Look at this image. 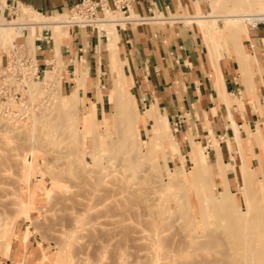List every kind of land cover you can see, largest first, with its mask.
Listing matches in <instances>:
<instances>
[{"label": "rangeland", "instance_id": "374dc122", "mask_svg": "<svg viewBox=\"0 0 264 264\" xmlns=\"http://www.w3.org/2000/svg\"><path fill=\"white\" fill-rule=\"evenodd\" d=\"M210 1L211 13L216 7L227 6L222 19L259 2ZM260 1L258 7L264 4ZM12 11V17L0 15L1 23H23L38 17L33 9L22 6ZM63 14L68 16V11L54 16ZM108 15L117 18L110 11ZM46 16L40 13L39 18ZM209 16L212 19L204 23L217 26V15ZM247 22L242 20L241 25ZM227 25L233 27V23ZM11 29L13 39L25 40L34 50L30 28L18 38L16 28ZM40 30L37 26L38 36ZM48 32L58 35L52 36L57 47L47 61L51 63L40 65V78L30 79L22 88L20 102L11 104L18 118H0V223L6 224L5 236L0 235V259L18 243L22 248L33 246L31 254H35V247L40 249L41 264H264L263 170L251 166L242 150L245 162L236 176L237 184L228 189L226 178L221 189L213 178L217 170L210 165L204 145L198 143L190 152L192 162L180 173L169 167L165 159L169 143L164 139L175 141L173 133L155 106L144 109L130 93L114 41L107 37L112 83L102 88L104 104L107 100L97 112L96 103L86 108L80 102L82 86L76 72L77 87H64L69 79L59 56L64 27L57 25ZM7 40H0V46L12 42ZM38 51L34 54L39 62L43 59ZM113 78L121 82L113 85ZM114 86L125 87L126 96L122 93L119 99L130 100L131 120L122 114L121 106L115 108ZM117 109L118 118H114ZM135 115H143L145 120ZM148 119L152 130L143 133L140 128ZM129 120L133 124L128 125ZM220 166L225 178V169ZM28 182L30 204L26 200ZM75 205L83 213L79 238L72 244L64 230L69 219L77 216ZM245 215L248 222L243 225ZM200 243L207 245L198 247Z\"/></svg>", "mask_w": 264, "mask_h": 264}, {"label": "crops", "instance_id": "0c3cea01", "mask_svg": "<svg viewBox=\"0 0 264 264\" xmlns=\"http://www.w3.org/2000/svg\"><path fill=\"white\" fill-rule=\"evenodd\" d=\"M77 1L0 0V15L8 18L13 8L22 6L54 16ZM256 2L258 7L261 1ZM212 8L210 0H135L131 11L138 19L116 23L117 55L134 99L144 109L155 106L173 133L178 153L165 145L169 167L180 173L192 162L193 144L204 145L217 170L216 185L222 189L227 178L231 189L245 162L242 150L250 165L264 172V18L231 27L220 17L227 6L216 7L214 13ZM209 14L218 16L216 27L198 21L212 19ZM150 15L160 19L149 20ZM66 23L61 25L64 38L59 45L69 76L64 87H77L76 70L85 72L80 102L86 108L96 103L101 112L102 88L112 83L107 32ZM55 47L52 35L48 43L41 42V65L51 63L47 61ZM152 124L148 119L141 132L152 130ZM32 250L33 246L14 244L0 264H41L40 249L35 247V254Z\"/></svg>", "mask_w": 264, "mask_h": 264}, {"label": "built area", "instance_id": "2783aa9c", "mask_svg": "<svg viewBox=\"0 0 264 264\" xmlns=\"http://www.w3.org/2000/svg\"><path fill=\"white\" fill-rule=\"evenodd\" d=\"M135 0H79L70 6L67 23L77 26H97L98 22L106 17L105 10L116 12L115 21H129L138 19L134 16L132 3ZM132 12V13H131ZM131 13V14H130ZM16 14V13H15ZM12 17V15L10 16ZM149 20L160 19L150 15ZM1 23V20H0ZM20 24V23H18ZM26 27H22V31ZM43 33L37 36L34 50L29 49L24 41H17L16 38L7 46H0V117L3 119L16 120L18 114L11 104L20 102L22 88L30 79L40 78L41 64L36 60L34 51L41 49V42L45 44L51 39L49 28L42 27ZM18 34L16 37H21ZM44 70V69H43ZM11 114V115H10Z\"/></svg>", "mask_w": 264, "mask_h": 264}, {"label": "bare ground", "instance_id": "6f19581e", "mask_svg": "<svg viewBox=\"0 0 264 264\" xmlns=\"http://www.w3.org/2000/svg\"><path fill=\"white\" fill-rule=\"evenodd\" d=\"M247 1H249V0H247ZM250 4V3H249ZM250 6V5H249ZM247 9V8H246ZM36 12V11H35ZM37 13V16L38 17H30V18H28L27 20H25L23 23H20V24H18V23H14V22H10V23H0V40H7V39H10V40H12L13 39V33H12V29L11 28H16V34L18 35V34H22L23 32H22V27H26V28H30L31 29V32H30V36H29V40H30V42L32 43V42H34V39H35V37H37L38 36V33L36 32V27L37 26H41V27H44V28H49L50 30L53 28V27H57V25H62V23L64 22V21H67V19H65L66 17H68L67 15H66V17H65V15H63V16H58V17H56V16H46L45 18H39V16H40V13H38V12H36ZM22 16L25 18V14H22ZM214 18H215V16H213ZM216 17H218V16H216ZM206 18V17H205ZM264 18V4L263 5H261V6H259V7H249V9H247V10H245V9H243V11H237V13H235V12H233V14H228V15H225V16H223V19L225 20V22H226V24H231V23H233V27H237L238 25H241L242 24V20H245V21H248V22H254L255 20H257V19H263ZM215 19H217V18H215ZM223 20V21H224ZM198 21L201 23V22H205V20L204 19H198ZM258 21V20H257ZM99 24H96V25H99V28L100 29H105V31L107 32V36L109 37V38H111L110 40H112V41H114V45H116L117 46V28H116V23H117V21H115V19L114 18H110L109 17V15L107 16V17H105L104 19H102V21L101 22H98ZM251 23V24H252ZM67 24V23H66ZM124 24V23H123ZM208 26H211L212 24L211 23H208L207 24ZM213 26H215L216 27V25H213ZM24 31V30H23ZM56 31H57V29H56ZM39 32V31H38ZM43 32V31H42ZM52 36H54V38L56 37V36H58L57 35V33L56 32H54V33H52ZM108 38V39H109ZM8 41V40H7ZM113 43V42H112ZM57 47V46H56ZM57 50V49H56ZM57 53V52H56ZM117 60L118 61H120V59H119V57H117ZM47 70H45V72H46ZM48 72V71H47ZM88 73V72H87ZM88 75V74H87ZM85 76H86V74H85V72H79V70H76V79L78 80V82L80 83V85L81 86H84V79H85ZM114 80V83H113V85H117L119 82H121V81H119V79H117V78H113ZM86 86H87V83H86ZM123 93V94H122ZM111 94L112 95H114V96H112L114 99H113V104H114V106H115V108L117 107L118 108V106H121L122 107V114L124 113V115H125V118L126 117H133L134 116V114H133V111H132V105H131V102H130V100L129 99H127V98H125V101H123L124 100V98L123 99H119V97L121 96V94L122 95H124L125 94V96H126V93H125V87L124 88H116V86H114L113 87V89H112V91H111ZM124 96V97H125ZM122 97V96H121ZM119 99V100H118ZM103 100V99H102ZM105 100V104H106V100H107V98L106 99H104ZM109 103H110V101H109ZM104 104V103H103ZM111 104V103H110ZM87 107H89V106H87ZM95 108V107H94ZM88 110V109H87ZM86 112V111H85ZM113 115H114V118L116 117V118H118V109L117 110H115L114 111V113H113ZM132 115V116H131ZM135 117H137V119L138 120H140V121H143V120H145V118L143 117V115H142V117H141V115H135ZM1 118V117H0ZM127 119V118H126ZM130 120H131V118H130ZM130 120H129V123H128V125L130 124V123H132V121L130 122ZM125 121V120H124ZM133 124V123H132ZM165 141L167 140V143H169L168 145L170 146L169 148H171V149H173L175 152H177L178 150H177V144H176V142L175 141H173V140H171L170 138H165L164 139ZM26 141V140H25ZM170 149V150H171ZM207 157V156H206ZM110 162V161H109ZM218 164V163H217ZM220 165H223V163L222 162H220ZM214 166V165H213ZM210 170V169H209ZM211 175V174H210ZM256 184H258V183H256ZM264 185V184H263ZM251 187V186H250ZM247 188H249V183L247 184ZM255 188V187H254ZM30 191H31V185H30V182H28V184H27V188H26V193H27V203H29L30 204V199L31 198H29V196H30ZM215 195H217L216 193H215ZM74 196V195H73ZM218 196V195H217ZM216 196V197H217ZM207 199V198H206ZM219 199H221V198H219ZM217 200V199H216ZM218 201V200H217ZM219 201H221V200H219ZM225 202H226V205L227 206H229V204H228V201H227V199L225 198ZM222 203V202H221ZM208 204V206H209V203H207ZM220 204H218V206H219ZM68 206V205H67ZM220 206H222L223 207V205H220ZM64 207V206H63ZM66 207V206H65ZM65 209V208H64ZM74 210H75V213L77 214V216H75V217H73V218H70L69 219V222H68V224L65 226V230H64V232H65V234L67 235V237L69 238V240L72 242V244H74V242L76 241L77 242V240H78V238H79V234H78V232H79V228H80V225L78 224L79 222H80V215L82 216V213H83V211H81L76 205H75V207H74ZM87 210V209H86ZM69 212H71V211H69ZM66 213V212H65ZM74 213V214H75ZM88 215V214H87ZM86 215V216H87ZM232 215L233 216H235L236 218H237V215H236V213L234 212V213H232ZM157 217V216H156ZM242 217V216H241ZM84 218H86V217H84ZM235 218V219H236ZM246 215L245 216H243L242 217V221H243V225H245L246 224ZM66 219V218H65ZM3 220V219H2ZM157 220V219H156ZM158 220H160V219H158ZM238 222V221H237ZM248 222V221H247ZM60 223V222H59ZM174 223V222H173ZM151 224H153V223H151ZM6 224H5V222H2V223H0V235H2V236H5V234H6V231H5V226ZM163 226V225H162ZM161 226V227H162ZM242 226V225H241ZM240 226V227H241ZM152 227H154V228H156V230L157 231H159V227H157L156 225H154V226H152ZM127 229V228H126ZM162 229V228H161ZM245 229V228H244ZM155 230V229H154ZM153 230V231H154ZM164 231V230H163ZM233 231V230H232ZM246 231V230H245ZM244 232V231H243ZM252 233H253V231H251ZM254 232H257V231H254ZM152 233V232H151ZM155 233V232H154ZM250 233V232H249ZM210 234V233H209ZM235 234V233H234ZM207 235V234H206ZM233 235V234H232ZM207 236H209V235H207ZM206 236V237H207ZM235 236V235H234ZM255 236H256V233H255ZM192 237V236H191ZM193 237H195V236H193ZM254 237V236H253ZM156 238V237H155ZM204 238V237H203ZM235 238V237H234ZM234 240V239H233ZM236 241H234V242H236L237 244H238V242H237V239H235ZM253 240V239H252ZM188 241H190V240H188ZM197 241H199V240H197ZM254 241H255V239H254ZM191 244H192V242H191ZM191 244H189V246L190 247H202V246H205V245H207L206 243H200V244H197V246H195V245H191ZM257 244V243H256ZM255 244V246H254V248L255 247H257V245ZM259 244V243H258ZM252 245H253V243H252ZM105 246V245H104ZM174 246V245H173ZM235 247H236V245H235ZM238 247V246H237ZM253 247V246H252ZM183 248V247H182ZM77 249H78V246H77ZM256 249V248H255ZM257 250V249H256ZM255 250V252L254 253H256L257 251ZM237 251H239L238 249H237ZM253 252V251H252ZM76 253H77V251H76ZM230 253V252H229ZM78 254V253H77ZM165 254L166 253H164V256H165ZM65 255V254H64ZM249 255V254H248ZM163 256V257H164ZM168 256V255H167ZM254 256V255H253ZM257 256V255H256ZM67 257V256H66ZM169 257L170 256H168V259H169ZM255 258V257H254ZM259 258V257H258ZM62 259V258H61ZM165 259V258H164ZM166 260V259H165ZM242 260V259H241ZM64 261H66L65 259H64ZM163 261V260H162ZM167 261V260H166ZM166 261H164V262H166ZM169 261H170V259H169ZM73 264H74V262L73 261H71ZM163 263V262H162ZM182 263V262H181ZM190 263V262H189ZM125 264V263H124ZM128 264V263H127ZM165 264V263H164ZM166 264H168V262L166 263ZM247 264V263H246ZM252 264V263H251Z\"/></svg>", "mask_w": 264, "mask_h": 264}]
</instances>
